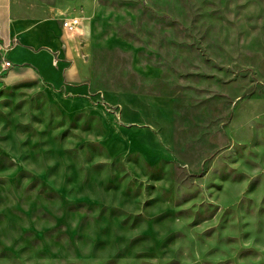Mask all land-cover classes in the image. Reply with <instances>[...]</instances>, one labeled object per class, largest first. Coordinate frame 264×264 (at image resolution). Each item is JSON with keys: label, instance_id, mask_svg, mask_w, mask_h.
<instances>
[{"label": "rangeland", "instance_id": "obj_1", "mask_svg": "<svg viewBox=\"0 0 264 264\" xmlns=\"http://www.w3.org/2000/svg\"><path fill=\"white\" fill-rule=\"evenodd\" d=\"M25 1L88 90L0 69V264H264V0Z\"/></svg>", "mask_w": 264, "mask_h": 264}, {"label": "crops", "instance_id": "obj_2", "mask_svg": "<svg viewBox=\"0 0 264 264\" xmlns=\"http://www.w3.org/2000/svg\"><path fill=\"white\" fill-rule=\"evenodd\" d=\"M30 1L0 0V69L11 62L10 76L22 80L39 78L51 89L67 86L85 94L86 76L72 47L66 46L59 12L53 7L37 8ZM11 68V67H10ZM9 69V68H8ZM13 77L8 78V84ZM78 84V88L73 85Z\"/></svg>", "mask_w": 264, "mask_h": 264}, {"label": "built area", "instance_id": "obj_3", "mask_svg": "<svg viewBox=\"0 0 264 264\" xmlns=\"http://www.w3.org/2000/svg\"><path fill=\"white\" fill-rule=\"evenodd\" d=\"M81 26V19L77 16H70L63 20V28L67 31L74 32L76 30H79ZM6 67L11 66V62L7 61L5 62Z\"/></svg>", "mask_w": 264, "mask_h": 264}]
</instances>
